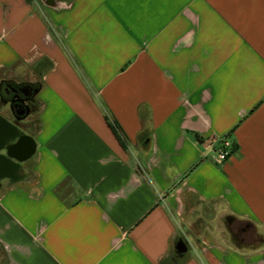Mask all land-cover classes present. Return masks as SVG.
Masks as SVG:
<instances>
[{"label":"crops","instance_id":"0c3cea01","mask_svg":"<svg viewBox=\"0 0 264 264\" xmlns=\"http://www.w3.org/2000/svg\"><path fill=\"white\" fill-rule=\"evenodd\" d=\"M8 80L42 84L28 127L0 104V264H158L183 235L181 264H264L187 225L264 229V0H0Z\"/></svg>","mask_w":264,"mask_h":264},{"label":"flooded vegetation","instance_id":"af4514ba","mask_svg":"<svg viewBox=\"0 0 264 264\" xmlns=\"http://www.w3.org/2000/svg\"><path fill=\"white\" fill-rule=\"evenodd\" d=\"M21 93L20 96H17ZM7 106L10 113V119L18 127H28L29 117L35 112L36 104L33 95H27L24 89L15 91V89L5 86L0 90V104ZM229 234L233 241L237 243H252L258 236L251 231L249 225L240 223L227 224Z\"/></svg>","mask_w":264,"mask_h":264},{"label":"rangeland","instance_id":"374dc122","mask_svg":"<svg viewBox=\"0 0 264 264\" xmlns=\"http://www.w3.org/2000/svg\"><path fill=\"white\" fill-rule=\"evenodd\" d=\"M9 108L7 107V110ZM9 111V110H8ZM215 204L213 203H200L199 209L197 211L206 213L207 211L210 212L207 217L204 219H193L192 221H188L187 225L190 231H193L195 233L200 234L204 233L205 235L212 236L213 238L217 240H224L226 243H232L234 244V241L229 234V230L227 228V223L225 219L221 216L216 215L215 211ZM201 220V221H200ZM249 229L253 231L258 238L254 240V242L248 244L250 246H262L264 244V229H260L259 232L255 229L254 226L249 225ZM187 233V232H186ZM185 243H187L186 236L183 235L181 238ZM179 239H177L174 243V249L178 251L175 248V244Z\"/></svg>","mask_w":264,"mask_h":264},{"label":"trees","instance_id":"16d2710c","mask_svg":"<svg viewBox=\"0 0 264 264\" xmlns=\"http://www.w3.org/2000/svg\"><path fill=\"white\" fill-rule=\"evenodd\" d=\"M41 84H42V82L39 80L21 81V82H14V81L8 80V81H4L0 85V90L3 89L5 86H9V87L15 89V91H19L21 89H24L25 93L27 95H33L34 96V100H35V104H36V109H35L34 113H37V111L39 110V105H38V101L36 98V92L39 89ZM19 94L21 95V93H18L17 96H20ZM102 109H103L104 117H105L108 125L110 126V128L112 129V131L114 132V134L116 135V137L118 138V140L120 141L122 146H125L126 145V136L124 135L122 129L120 128L118 123L110 116L108 111L105 108H102ZM140 112H141V108H140ZM232 146H233V143H232ZM232 149H233V147H232ZM174 243H175V241H174ZM174 243H173L172 247L170 248V250L160 259L158 264H181L183 262V259L179 257L181 255V252H178L174 249ZM0 260H1V252H0Z\"/></svg>","mask_w":264,"mask_h":264},{"label":"built area","instance_id":"2783aa9c","mask_svg":"<svg viewBox=\"0 0 264 264\" xmlns=\"http://www.w3.org/2000/svg\"><path fill=\"white\" fill-rule=\"evenodd\" d=\"M213 155L211 160L215 164H222L232 152V142L226 136H214L212 138Z\"/></svg>","mask_w":264,"mask_h":264},{"label":"water","instance_id":"95a60500","mask_svg":"<svg viewBox=\"0 0 264 264\" xmlns=\"http://www.w3.org/2000/svg\"><path fill=\"white\" fill-rule=\"evenodd\" d=\"M0 129L2 130V133L0 134V141L2 137L10 136L12 132V129L10 127H0ZM24 148L26 151L29 148V144L27 142H25ZM175 248L178 250V252L182 253L186 250V243L182 239H179L175 244Z\"/></svg>","mask_w":264,"mask_h":264}]
</instances>
